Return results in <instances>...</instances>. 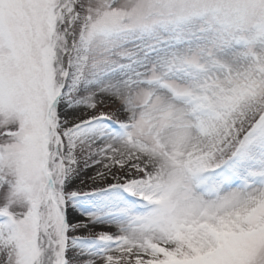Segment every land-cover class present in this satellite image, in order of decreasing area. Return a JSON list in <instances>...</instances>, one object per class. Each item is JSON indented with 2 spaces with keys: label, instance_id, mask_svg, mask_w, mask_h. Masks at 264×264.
<instances>
[{
  "label": "snow or ice",
  "instance_id": "obj_1",
  "mask_svg": "<svg viewBox=\"0 0 264 264\" xmlns=\"http://www.w3.org/2000/svg\"><path fill=\"white\" fill-rule=\"evenodd\" d=\"M0 264H264V0H0Z\"/></svg>",
  "mask_w": 264,
  "mask_h": 264
},
{
  "label": "rangeland",
  "instance_id": "obj_2",
  "mask_svg": "<svg viewBox=\"0 0 264 264\" xmlns=\"http://www.w3.org/2000/svg\"><path fill=\"white\" fill-rule=\"evenodd\" d=\"M92 173L90 172L89 175H91Z\"/></svg>",
  "mask_w": 264,
  "mask_h": 264
}]
</instances>
